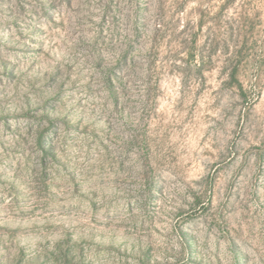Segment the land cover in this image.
I'll return each instance as SVG.
<instances>
[{
    "label": "rangeland",
    "instance_id": "obj_1",
    "mask_svg": "<svg viewBox=\"0 0 264 264\" xmlns=\"http://www.w3.org/2000/svg\"><path fill=\"white\" fill-rule=\"evenodd\" d=\"M0 264H264V0H0Z\"/></svg>",
    "mask_w": 264,
    "mask_h": 264
}]
</instances>
